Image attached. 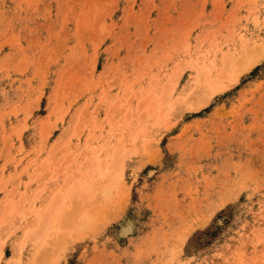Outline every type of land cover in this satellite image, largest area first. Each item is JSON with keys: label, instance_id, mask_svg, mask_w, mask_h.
<instances>
[{"label": "rangeland", "instance_id": "1", "mask_svg": "<svg viewBox=\"0 0 264 264\" xmlns=\"http://www.w3.org/2000/svg\"><path fill=\"white\" fill-rule=\"evenodd\" d=\"M0 264H264V0H0Z\"/></svg>", "mask_w": 264, "mask_h": 264}, {"label": "bare ground", "instance_id": "2", "mask_svg": "<svg viewBox=\"0 0 264 264\" xmlns=\"http://www.w3.org/2000/svg\"><path fill=\"white\" fill-rule=\"evenodd\" d=\"M126 229V228H125Z\"/></svg>", "mask_w": 264, "mask_h": 264}]
</instances>
